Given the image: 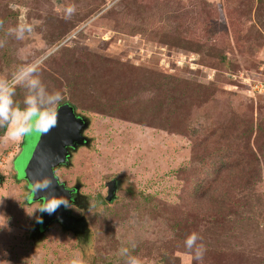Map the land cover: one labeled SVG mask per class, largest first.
I'll use <instances>...</instances> for the list:
<instances>
[{"label": "rangeland", "instance_id": "374dc122", "mask_svg": "<svg viewBox=\"0 0 264 264\" xmlns=\"http://www.w3.org/2000/svg\"><path fill=\"white\" fill-rule=\"evenodd\" d=\"M2 92L0 264H264V0H0ZM64 101L56 175L98 204L40 240L12 171Z\"/></svg>", "mask_w": 264, "mask_h": 264}, {"label": "water", "instance_id": "95a60500", "mask_svg": "<svg viewBox=\"0 0 264 264\" xmlns=\"http://www.w3.org/2000/svg\"><path fill=\"white\" fill-rule=\"evenodd\" d=\"M57 108L58 110L53 112L54 114L42 126L43 136L40 139L39 133L33 136L32 145L27 150L20 169L17 170L19 177L26 179L29 184L31 191L29 199L41 198L43 201L42 227L67 213L64 205L76 186L69 190L60 185L54 174V167L65 161L69 162L71 152L68 151V147L75 149L83 143L86 137L82 132L89 125L68 101L59 104ZM114 191L115 188L108 191L109 201L113 199Z\"/></svg>", "mask_w": 264, "mask_h": 264}, {"label": "flooded vegetation", "instance_id": "af4514ba", "mask_svg": "<svg viewBox=\"0 0 264 264\" xmlns=\"http://www.w3.org/2000/svg\"><path fill=\"white\" fill-rule=\"evenodd\" d=\"M84 131L82 132L83 136H85ZM36 132H35V134H36ZM22 139H23V133H22ZM88 142H89L88 138L86 137V139H84L83 143L81 145H78L75 149L73 147L69 146L68 147V151L71 152V155L69 157V162L66 163V161H65V162L60 163L59 165L54 167V174L57 177V180H58L59 184L60 185H64L69 190H72V188L74 186H76V189L70 194V198L68 199V201L64 205V208L67 210V213H65L64 216H61V218H57V219L51 220L44 227H42V224H41V219H42L41 209H42V203H43L42 199L41 198H37V199L30 200L29 198H30V195H31V191L29 189V184H28L27 180L24 179V178H20V179L16 178L15 177L16 173H14L12 171L13 178L15 180H17V181H20V182L24 183V188H25L24 202L26 204L35 203V204L38 205L39 216H38V219L34 223V227H33V230H32V235L33 236H37V238H39L40 240H42V238L44 236V233L49 228V226L52 225V224H57L59 227L65 229V230H70L73 234H75L77 239H79V236H80L81 233L86 232L87 222H86V219H85V213L81 212L80 214H74L72 209L73 208H77V209H80V210H85L87 208V206H88V210H93L97 206L98 200H97V198H93L92 199L87 194H83L82 192H80L79 191L80 190V186L78 184H73L71 186L65 185V183L60 181V179L56 175V170L60 166L69 165L70 164V158L72 156V152H74L80 146L87 145ZM20 147H21V145H20ZM18 153H19V150H18ZM14 158H15V156H14ZM3 179H4V175H3V173L0 172V182H2ZM117 187H118V180L116 178L109 179V181L107 183V193H106V195L103 196V194H100V196L104 199V201L108 202L109 201L108 200V197H109L108 191L110 189L115 188V191H114V194H115V192L117 190Z\"/></svg>", "mask_w": 264, "mask_h": 264}, {"label": "trees", "instance_id": "16d2710c", "mask_svg": "<svg viewBox=\"0 0 264 264\" xmlns=\"http://www.w3.org/2000/svg\"><path fill=\"white\" fill-rule=\"evenodd\" d=\"M0 101L3 102L4 104H6L7 107L9 106L11 108L10 112H13L14 110H19L18 102L10 96L9 92H7V93L2 92L0 94ZM7 124H8V119L6 120V119L2 118L1 123H0V135H2V133L6 130ZM213 166H215V163L213 164ZM192 197H193V200H195L199 205V207H196V208H198V209L202 208V209L207 210L206 205L203 206L204 205L203 202H201V200H198L199 198H196L197 196L192 195ZM220 197L224 198L225 194L222 193ZM105 264H110V263L107 262Z\"/></svg>", "mask_w": 264, "mask_h": 264}]
</instances>
